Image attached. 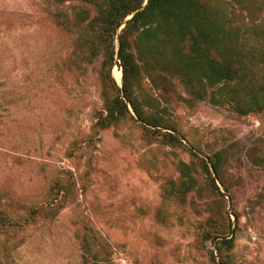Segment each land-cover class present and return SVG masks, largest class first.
<instances>
[{
	"label": "rangeland",
	"instance_id": "374dc122",
	"mask_svg": "<svg viewBox=\"0 0 264 264\" xmlns=\"http://www.w3.org/2000/svg\"><path fill=\"white\" fill-rule=\"evenodd\" d=\"M75 4L0 0V213L19 223L0 229V264H86L90 233L98 264H219L218 240L204 237L217 230L233 239L221 253L227 264H264V108L241 116L189 98L173 80L151 92L176 130L148 126L129 108L133 119L88 147L99 81L93 66H76L73 37L53 18ZM119 73L115 58L121 85ZM192 153L211 157L220 193L196 164V189L175 197ZM67 171L75 188L59 212L27 213L47 205Z\"/></svg>",
	"mask_w": 264,
	"mask_h": 264
},
{
	"label": "trees",
	"instance_id": "16d2710c",
	"mask_svg": "<svg viewBox=\"0 0 264 264\" xmlns=\"http://www.w3.org/2000/svg\"><path fill=\"white\" fill-rule=\"evenodd\" d=\"M52 2L57 6L76 3L69 10H58L53 18L73 37L76 66H93L99 81L103 104L96 113L88 147L95 146L100 131L133 119L129 108L137 120L148 126L176 130L166 122L163 109L151 92L154 86L173 80L189 98L229 105L241 116L264 108V0ZM115 58L122 74L120 86L111 74ZM146 83L150 86L146 87ZM142 128L160 135L169 144H181L175 135ZM192 156L193 163L179 164L175 197L182 199L196 189V164L205 173L209 187L220 193L216 183L219 171L211 157L206 161L194 153ZM74 188L73 174L67 171L53 182L47 205L30 207L27 213L55 216L61 208L60 196L71 197ZM18 224L0 213V229ZM230 235L219 230L213 236L204 235L205 239L218 240L213 244L219 264H227L221 253L223 248L232 247ZM93 240L90 233L82 241L86 264H98ZM211 259L215 262L213 252Z\"/></svg>",
	"mask_w": 264,
	"mask_h": 264
},
{
	"label": "water",
	"instance_id": "95a60500",
	"mask_svg": "<svg viewBox=\"0 0 264 264\" xmlns=\"http://www.w3.org/2000/svg\"><path fill=\"white\" fill-rule=\"evenodd\" d=\"M129 18H131V17H128L127 19H129ZM119 86H120V84H119Z\"/></svg>",
	"mask_w": 264,
	"mask_h": 264
},
{
	"label": "bare ground",
	"instance_id": "6f19581e",
	"mask_svg": "<svg viewBox=\"0 0 264 264\" xmlns=\"http://www.w3.org/2000/svg\"><path fill=\"white\" fill-rule=\"evenodd\" d=\"M121 75V73H119Z\"/></svg>",
	"mask_w": 264,
	"mask_h": 264
}]
</instances>
